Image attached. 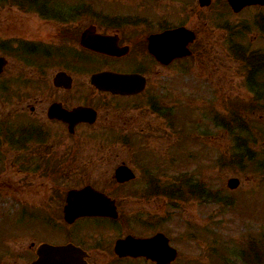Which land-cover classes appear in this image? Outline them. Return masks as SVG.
I'll list each match as a JSON object with an SVG mask.
<instances>
[{
	"label": "flooded vegetation",
	"instance_id": "obj_1",
	"mask_svg": "<svg viewBox=\"0 0 264 264\" xmlns=\"http://www.w3.org/2000/svg\"><path fill=\"white\" fill-rule=\"evenodd\" d=\"M254 7L264 8L245 9ZM226 10L232 12L228 0L0 2V264H32L45 245H70L77 264H253L247 249L239 261H223L216 246L176 244L168 211L173 203L167 205L174 198L128 190L151 166L140 161L136 167L119 153L101 158L92 147L107 150L103 139L157 136V121L136 129L148 111L159 114L156 77L191 56L165 63L159 57L168 58L171 47L153 38L190 29L193 55L202 17ZM98 74L135 76L129 85L144 86L131 94L100 89L91 83ZM80 108L89 109L85 120H64L63 110ZM94 161H104L99 165L110 172L101 182L108 188L77 182L75 171L95 168ZM121 165L136 178L116 181ZM86 186L108 196L117 216L81 214L67 221L69 191ZM129 237L146 243L118 244Z\"/></svg>",
	"mask_w": 264,
	"mask_h": 264
},
{
	"label": "rangeland",
	"instance_id": "obj_2",
	"mask_svg": "<svg viewBox=\"0 0 264 264\" xmlns=\"http://www.w3.org/2000/svg\"><path fill=\"white\" fill-rule=\"evenodd\" d=\"M199 24L193 55L156 77L158 100L163 102H159V114L148 111L147 118L144 116L141 121L144 124L136 128L138 134L145 122L157 121L160 126L157 136L103 139L107 150L92 147L102 152L103 155L98 154L101 158H107V153H119L136 167L140 161L152 166L139 172L137 181L128 190L131 195L174 198L167 205L173 203L168 211L173 214L176 244L217 245L219 253L230 260L239 257L248 245H255L254 256L260 252L264 255V70L255 75L254 89L262 97L256 102L245 66L249 56L264 55V8H248L237 14L228 10L206 12ZM165 114L169 122L163 119ZM243 137L252 143V151L258 153L255 152L256 166L254 162L243 163L244 174L251 175L247 179L227 162L234 143L242 142ZM103 162L94 161L96 167H89L87 172L75 171L77 182L108 188L109 185L101 183L110 175L99 165ZM79 163L80 167L87 164ZM232 177L241 181L236 189L227 187ZM196 183L205 189L202 199L190 195L191 191H201L199 187L191 188ZM168 186L178 192L167 195L164 188ZM206 193L216 201L207 200ZM180 234L187 240L183 241Z\"/></svg>",
	"mask_w": 264,
	"mask_h": 264
},
{
	"label": "water",
	"instance_id": "obj_3",
	"mask_svg": "<svg viewBox=\"0 0 264 264\" xmlns=\"http://www.w3.org/2000/svg\"><path fill=\"white\" fill-rule=\"evenodd\" d=\"M232 9L235 13L240 12L243 8L249 5L260 4L264 5V0H228ZM209 4V2L207 3ZM194 34L185 29L179 28L169 33L164 34L163 36L155 39L156 42L164 40L166 44L171 45V48L168 52L165 51L166 56L159 57L160 60L167 63L177 57H184L190 54V51L187 49L189 42L194 40ZM133 81V77L130 76H121V75H106L100 74L92 77V83L95 84L98 88L111 90L113 92L121 93H133L135 90L131 85H129L130 80ZM61 79L58 76L55 80L56 84L58 80ZM86 110H76L73 114H64L63 118L70 122H78L86 119ZM134 174L130 168L127 166H120L116 171V179L119 182L129 181L134 179ZM227 185L230 189H236L240 185V180L238 178H231L228 180ZM115 207H111L108 198L101 194L100 192L94 190L90 186L82 190H72L69 192L67 197V205L65 207V218L67 221L73 220L76 216L81 214L87 215H109L116 217V214L113 213ZM137 240L128 238L125 241H120L118 244L124 243H135ZM139 243V241H137ZM39 258L33 264H59L56 263V260L59 259L61 264H77L76 253L73 252L72 248L68 247H52V246H43L38 252ZM57 258V259H56Z\"/></svg>",
	"mask_w": 264,
	"mask_h": 264
},
{
	"label": "trees",
	"instance_id": "obj_4",
	"mask_svg": "<svg viewBox=\"0 0 264 264\" xmlns=\"http://www.w3.org/2000/svg\"><path fill=\"white\" fill-rule=\"evenodd\" d=\"M263 57L259 58L257 56H249L246 60H245V66H246V71H247V81L249 86L254 89V86L256 85V81H255V75L257 72L259 71H263L264 70V55H262ZM257 86V85H256ZM254 93H255V101H259L260 99H262L261 94H259L257 92V90L254 89ZM254 101V102H255ZM256 101V102H257ZM251 109H254L255 107H251ZM215 126H217V124H214ZM226 126L230 127L231 124H226ZM225 126V128H227ZM228 129V128H227ZM230 130H228L229 133ZM234 145H236L235 147L232 148L233 151L230 152V154H228V164L231 165L233 167L234 170H237V172L241 175H244L247 178H249L248 176L250 174L245 173L244 171V164L243 163H251L253 166H256V161H254L256 159V153L254 152V150L252 151L251 149V145L249 140L245 137H243L242 142L240 140H238V143H234ZM258 154V153H257ZM224 157L222 159H220V163L223 162ZM260 159L257 158V161H259ZM246 161V162H245ZM226 165V163H225ZM233 170V171H234ZM235 172V171H234ZM253 175V174H252ZM251 176V175H250ZM194 187H199L198 183L191 185V188ZM171 188V191L173 193H177L178 190L172 189V187H169V189ZM177 189V188H176ZM199 189H201V191L199 192L198 190L194 191V192H190V195L196 196V197H201L203 198L204 194L202 190H205L204 187H199ZM205 197L207 200L212 199L213 201H216L215 197L210 196L208 193L205 194ZM263 252H260V254L254 256V262H260V263H264V255H262ZM255 262V263H256ZM259 264V263H256Z\"/></svg>",
	"mask_w": 264,
	"mask_h": 264
}]
</instances>
